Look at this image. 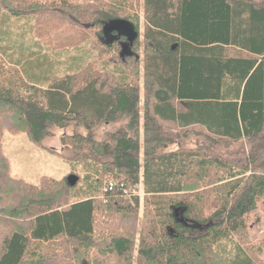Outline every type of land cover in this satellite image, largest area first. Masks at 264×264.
I'll use <instances>...</instances> for the list:
<instances>
[{
    "label": "trees",
    "instance_id": "1",
    "mask_svg": "<svg viewBox=\"0 0 264 264\" xmlns=\"http://www.w3.org/2000/svg\"><path fill=\"white\" fill-rule=\"evenodd\" d=\"M93 5L0 0V264H256L238 244L233 259L214 251L264 199V0ZM20 18L65 27L50 32L64 50L88 41L77 31L97 30L91 47L114 69L89 62L56 74L40 43L17 41L27 33L14 34ZM115 20L131 32L103 42ZM129 32L134 45L122 58ZM70 129L58 155L97 166L88 191L79 178L12 176L5 132L42 147ZM244 143L249 152L233 149ZM142 170L140 220L139 200L123 194Z\"/></svg>",
    "mask_w": 264,
    "mask_h": 264
},
{
    "label": "rangeland",
    "instance_id": "2",
    "mask_svg": "<svg viewBox=\"0 0 264 264\" xmlns=\"http://www.w3.org/2000/svg\"><path fill=\"white\" fill-rule=\"evenodd\" d=\"M74 5L95 6L93 3L96 0H69ZM140 16L143 25V13L142 8L139 9ZM30 19L20 18L16 21V31L14 34L17 36L21 34L23 29L27 30L26 37L24 39H18L17 41L24 42L25 46L31 45L33 42L41 44L42 53L49 57V62L54 61L56 74L63 75L69 72L70 69H78L79 66L86 63H94L95 67L99 70H113V64H110L112 58L111 55H103L102 57L98 52L94 51L91 47V42L95 41L94 34L97 30L77 31L78 34L89 36L88 41L83 43L77 48H68V50L60 49L58 42L62 43V38L50 41L52 33H58L59 31L65 33V27H62L59 23L52 22L51 24H45L43 27L37 29L35 22H30ZM28 23V24H27ZM54 25L53 29H50ZM71 30V29H70ZM73 32V30H71ZM143 32V29H141ZM52 32V33H50ZM66 34H71L70 31H66ZM89 34V35H88ZM109 34L103 36V42L108 39ZM120 53V52H119ZM142 53V52H141ZM140 55L142 56V54ZM143 92V90H142ZM140 110L143 114V93L141 95ZM71 134L72 129L63 131L58 130L55 132L54 137L47 139L43 146L34 145L24 132L16 135L8 132L4 133L3 137V150L11 163L12 176L23 179L32 184H38L41 177L47 176L55 180L67 179L71 176L79 178L78 188L80 191L85 192L90 188V183L100 180V176H97L95 172L97 166L87 167L84 165L70 164L64 158H61L58 154L61 153L63 147L61 145V137L64 133ZM244 145V146H243ZM243 146V147H242ZM234 146L233 149H244L250 151V146L247 143ZM242 149V150H243ZM89 178V179H88ZM109 181H114L112 178H103L104 184ZM212 187H209L211 189ZM197 192V191H195ZM124 199L130 201L136 205L135 198L139 200L138 217L141 220L144 209L145 187L143 184V170L140 175V183L135 186L134 189H127L124 192ZM105 203L107 199L100 197ZM210 213V212H209ZM246 228L239 234L233 236L229 242H223L217 245L215 253L221 257L227 259H233L235 254L236 244L251 257L256 264H264V199L258 204V209L246 215ZM203 231L194 232V235H199ZM137 247V244H136Z\"/></svg>",
    "mask_w": 264,
    "mask_h": 264
},
{
    "label": "water",
    "instance_id": "3",
    "mask_svg": "<svg viewBox=\"0 0 264 264\" xmlns=\"http://www.w3.org/2000/svg\"><path fill=\"white\" fill-rule=\"evenodd\" d=\"M122 29H125L128 31L130 30L131 32V29H129V27L126 24H124L123 22L119 20H115L110 23H107L104 28V30L109 33L110 32L111 33H121ZM130 32L125 34L127 37V41L121 44L122 49H121L120 55L122 58H124L125 55L132 50L133 45H134L135 37L133 38ZM68 181L71 183V185H75L78 182V178L71 176L68 178Z\"/></svg>",
    "mask_w": 264,
    "mask_h": 264
},
{
    "label": "built area",
    "instance_id": "4",
    "mask_svg": "<svg viewBox=\"0 0 264 264\" xmlns=\"http://www.w3.org/2000/svg\"><path fill=\"white\" fill-rule=\"evenodd\" d=\"M107 185L108 187L106 189H109V190H113L116 187L115 184L112 182L108 183Z\"/></svg>",
    "mask_w": 264,
    "mask_h": 264
},
{
    "label": "flooded vegetation",
    "instance_id": "5",
    "mask_svg": "<svg viewBox=\"0 0 264 264\" xmlns=\"http://www.w3.org/2000/svg\"><path fill=\"white\" fill-rule=\"evenodd\" d=\"M107 34H109V36H112L114 33H109V32H106ZM126 41H127V39H126ZM122 43H124V42H122Z\"/></svg>",
    "mask_w": 264,
    "mask_h": 264
}]
</instances>
